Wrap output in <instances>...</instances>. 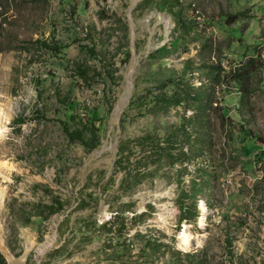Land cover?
Segmentation results:
<instances>
[{
    "label": "rangeland",
    "instance_id": "374dc122",
    "mask_svg": "<svg viewBox=\"0 0 264 264\" xmlns=\"http://www.w3.org/2000/svg\"><path fill=\"white\" fill-rule=\"evenodd\" d=\"M141 1L0 0V109L10 114L0 140L6 264L263 263L264 0H179L177 15L138 11ZM230 15L240 16L231 23ZM177 19L189 23L184 31ZM181 30L182 44L165 48ZM44 43L67 47L66 56ZM85 63L102 79L83 85L75 78L73 66ZM173 80H183L190 95H211L207 149L192 154L185 170L164 167L123 184L119 144L148 134L163 139L183 114L191 116L182 106L126 110L135 91L172 94L173 85L157 86ZM93 111L97 147L69 146L61 123L86 121ZM133 151L127 169L137 160ZM150 162L139 171H151ZM195 176L209 186L197 197L195 222L178 224L177 187ZM56 201L62 209L50 215ZM122 211L123 223L114 226L124 224L122 239L109 241L99 226ZM136 215L143 219L130 221Z\"/></svg>",
    "mask_w": 264,
    "mask_h": 264
},
{
    "label": "trees",
    "instance_id": "16d2710c",
    "mask_svg": "<svg viewBox=\"0 0 264 264\" xmlns=\"http://www.w3.org/2000/svg\"><path fill=\"white\" fill-rule=\"evenodd\" d=\"M178 5L179 0H142L137 6V10L145 11L158 9L160 11L166 10L172 15H177L174 8ZM167 6L168 8H166ZM239 16L240 15H230L227 19L233 23ZM175 21L179 27L181 26L182 30L189 24L179 19ZM182 30L177 34V38L169 42L165 48L169 47L168 50H176V48L182 44L184 37H179L183 34ZM43 46L49 52L55 50V53H57L60 59L63 58L62 56H66L65 50L67 47H50L45 43ZM87 50L90 53L93 52V50L89 48ZM73 67V75L75 78L80 80L83 85H86L89 80L93 81L94 77L102 79L101 72L97 71V68L95 67L88 66L86 63L75 64ZM103 81L105 85L106 79H103ZM211 81L213 84L220 83L217 75H214L211 78ZM169 85H173L175 87V91H173L170 95L160 93L155 94L151 93L150 90H148L145 94L135 91L129 99L126 110L134 111L138 114H142L144 112L165 113L169 109H176L182 106L185 109H190L192 111L191 116L186 118L183 114L182 118H180L176 124L171 125V128H168L167 135L163 139H159V137L155 134H148L138 137L133 141H122L118 147V159L115 162V167H117L119 171L124 172L122 178L123 184L127 182V179L131 178L134 180L135 185H137L143 179L151 176L152 174H156L164 167L168 168V170H171L174 167L180 168L179 171L185 170V167L183 166L190 163L192 160L190 156H192V154L199 155L207 149L208 143L205 141V137L207 136L209 122L206 121V114L209 111L208 107L210 105L211 95L206 94L203 98L202 94L190 95L188 92V86L183 80L169 81V83H164L162 85H158L157 87L158 90H163ZM60 102L62 104V101ZM74 103L75 102L65 101L64 105L68 110H73ZM97 120V114L93 111L90 113V116L86 121H82V119L79 118L76 121L74 117H70L69 120L63 121L61 123V127L69 146H78L84 151H91L95 149L99 144L100 131V127H95L94 125V122ZM22 123V119H16L14 121V124ZM195 129H197V131L193 132ZM203 133L204 135H202ZM181 140H185V142L181 143ZM190 140L193 142L192 144H190ZM184 146H187L188 148L187 153L183 150ZM134 148L138 150V155L136 156L137 160H135L134 166L131 169H127L125 163H129V159L135 152L133 151ZM240 148L242 151H245L247 147L241 145ZM248 150L249 149H246L247 153ZM145 160L151 161L150 164L153 169L151 171H145L147 169V167H145L142 173L139 171V165ZM194 170V174L201 171L196 168H194ZM197 179L198 178L196 176L190 179L186 188H183L180 185L177 187L178 193L174 202L179 213L178 224L190 220L195 222L198 217L196 200L198 196H204V190L209 186V182L202 181V179L201 181H197ZM62 206V202L56 201V203L51 205L52 210L49 214L52 215L59 212L62 209ZM127 206L126 210H130V206ZM124 212H116L113 216V222H108L99 226L98 231L102 232V234H112L111 236L106 235V238H108L109 241L112 239H122L121 233L122 229L125 228L124 224L120 225L119 228L114 226L117 225L115 224L116 221L123 223ZM141 216L143 219V215H136L133 216L130 221L140 220ZM93 225L96 226V222L93 223ZM156 247L157 245L151 246L150 251L154 252ZM159 247L160 245H158L156 250H158ZM0 264H6L1 254ZM262 264H264V260Z\"/></svg>",
    "mask_w": 264,
    "mask_h": 264
},
{
    "label": "bare ground",
    "instance_id": "6f19581e",
    "mask_svg": "<svg viewBox=\"0 0 264 264\" xmlns=\"http://www.w3.org/2000/svg\"><path fill=\"white\" fill-rule=\"evenodd\" d=\"M9 119H10L9 112H4L3 110L0 109V140L4 137V134L6 133V123L9 121ZM4 167H5V164L0 163V173ZM1 198H2V191L0 190V201H1ZM181 239H182L183 244H187L188 235L182 234ZM45 246H48V245H45Z\"/></svg>",
    "mask_w": 264,
    "mask_h": 264
}]
</instances>
